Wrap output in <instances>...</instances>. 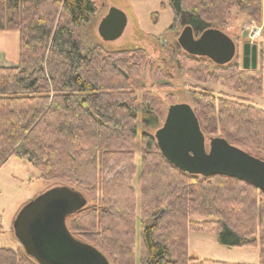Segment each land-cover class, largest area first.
Returning <instances> with one entry per match:
<instances>
[{"label": "trees", "instance_id": "obj_1", "mask_svg": "<svg viewBox=\"0 0 264 264\" xmlns=\"http://www.w3.org/2000/svg\"><path fill=\"white\" fill-rule=\"evenodd\" d=\"M169 4V29L182 20L196 35L208 27L224 31L233 11L260 25L264 15L262 0ZM96 13L94 0H0V31H16L19 48L14 66H0V167L21 156L43 181L81 193L88 204L66 218L67 229L110 264H135L137 226L139 264H227L190 257L189 231L213 235L229 248L258 246V264H264L260 190L226 176L182 172L146 132L137 174V114L147 128L157 130L164 121L158 100L147 92L137 95L144 90L140 79L148 54L87 46L82 28ZM262 32L264 38V25ZM236 46L237 55L225 66L183 50L177 59L184 76L243 95L216 94L204 86L192 90L191 107L205 138L222 137L264 160V110L247 97L264 96L262 53L255 69L243 70ZM162 73L158 68L156 76ZM223 188L231 192L230 207L214 195ZM0 264L37 263L22 247H0Z\"/></svg>", "mask_w": 264, "mask_h": 264}, {"label": "rangeland", "instance_id": "obj_2", "mask_svg": "<svg viewBox=\"0 0 264 264\" xmlns=\"http://www.w3.org/2000/svg\"><path fill=\"white\" fill-rule=\"evenodd\" d=\"M97 13L93 19L82 28V40L87 46L97 45L107 51L144 49L148 54L144 65L140 82L144 84V90L138 89L137 95L147 92L152 99L160 102V113L164 119L167 107L176 103L192 104V90L196 86H204L214 93H225L235 96H243L234 89L221 84H203L192 77L183 74L178 62V52L182 50L177 44V37L183 28L182 20H177L173 29H169L173 23L174 13L169 0H94ZM110 7L122 11L127 17V25L123 34L114 41H103L97 32L100 20L107 14ZM264 10V0H262ZM245 16L232 12L224 29L229 37L238 45L239 63L242 65V44L244 42L255 43L262 53V85L264 88V38L262 27ZM247 37L243 38V32ZM16 31H10L4 39L0 34V58L2 54L8 57V64L14 66L17 62L19 48L16 40ZM251 35H255L251 38ZM262 42V45H260ZM3 52V53H2ZM233 62V61H232ZM260 63V61H258ZM163 71L162 76H156L157 69ZM251 104L264 110V96H247ZM162 125V120L160 124ZM137 147L135 163L137 174L139 171L138 160L140 155V136L143 132L154 135V127H146L142 123V115L137 114ZM137 175L133 178V187L136 190L137 201L139 190L136 184ZM54 185L39 178V172L25 158L19 156L10 157L0 167V224L3 232L0 234V247L19 249L21 246L15 239L11 230L12 221L18 210L29 200L50 189ZM56 186V185H55ZM221 197L225 206L230 207L227 188L217 191L214 195ZM223 196H226V198ZM228 197V200H227ZM232 199V198H231ZM87 200V199H86ZM228 201V202H227ZM88 204V201H87ZM240 218V217H239ZM241 220V219H240ZM135 264H139V230L136 229ZM189 256L198 260H211L227 264H258L259 247L241 246L229 248L217 242L215 236L208 233L188 232Z\"/></svg>", "mask_w": 264, "mask_h": 264}, {"label": "water", "instance_id": "obj_3", "mask_svg": "<svg viewBox=\"0 0 264 264\" xmlns=\"http://www.w3.org/2000/svg\"><path fill=\"white\" fill-rule=\"evenodd\" d=\"M126 15L110 7L100 20L97 32L103 41H114L124 32ZM243 38L247 37L244 31ZM178 46L189 56L205 57L218 66L237 55L233 39L208 27L195 34L190 25L182 28ZM258 48L242 44V69H255ZM162 156L182 172L204 178L214 175L244 181L264 193V160L229 144L222 137L206 139L198 119L187 103L168 106L162 125L154 134ZM86 198L64 185L53 186L27 201L16 213L11 230L25 254L37 264H110L97 249L71 235L66 218L82 210Z\"/></svg>", "mask_w": 264, "mask_h": 264}, {"label": "crops", "instance_id": "obj_4", "mask_svg": "<svg viewBox=\"0 0 264 264\" xmlns=\"http://www.w3.org/2000/svg\"><path fill=\"white\" fill-rule=\"evenodd\" d=\"M262 24H264V15H263V21H262ZM262 29V28H261ZM10 31H0V34L2 35V37L4 39L7 38V35ZM16 40H18V33L16 35ZM3 53V52H2ZM3 56H1L0 58V66H4L5 64H8V58H11V57H8L6 54H2Z\"/></svg>", "mask_w": 264, "mask_h": 264}, {"label": "built area", "instance_id": "obj_5", "mask_svg": "<svg viewBox=\"0 0 264 264\" xmlns=\"http://www.w3.org/2000/svg\"><path fill=\"white\" fill-rule=\"evenodd\" d=\"M255 36V35H254ZM253 35H251V38H253L254 37Z\"/></svg>", "mask_w": 264, "mask_h": 264}]
</instances>
